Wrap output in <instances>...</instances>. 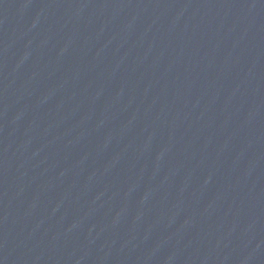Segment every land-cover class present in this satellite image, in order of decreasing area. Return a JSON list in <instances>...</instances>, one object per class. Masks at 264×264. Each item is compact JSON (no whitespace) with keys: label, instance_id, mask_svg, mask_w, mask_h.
<instances>
[{"label":"water","instance_id":"water-1","mask_svg":"<svg viewBox=\"0 0 264 264\" xmlns=\"http://www.w3.org/2000/svg\"><path fill=\"white\" fill-rule=\"evenodd\" d=\"M0 264H264V0H0Z\"/></svg>","mask_w":264,"mask_h":264}]
</instances>
